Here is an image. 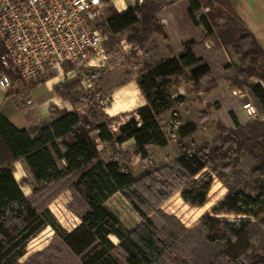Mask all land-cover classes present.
<instances>
[{"label": "trees", "instance_id": "16d2710c", "mask_svg": "<svg viewBox=\"0 0 264 264\" xmlns=\"http://www.w3.org/2000/svg\"><path fill=\"white\" fill-rule=\"evenodd\" d=\"M186 1L192 24L202 26L204 36L214 44L233 48L241 66L234 64L226 69L232 70L234 85L246 91L245 102L254 106L257 118L241 124L233 109L230 110L232 127L225 129L212 144H202L190 153L183 149L174 163L166 167V178L171 181L166 186L170 190L157 197L162 203L173 191H180L185 203L201 207L217 177L228 193L212 208V213L240 218L227 220L206 215L187 233L195 234L194 243L210 257L206 261L197 259L195 264H264V88L261 85L264 52L227 3L213 6L211 0ZM160 8L161 3L156 4L152 14L155 16ZM141 16L138 6L122 13L113 12L105 20L104 31L120 34L141 25L134 30L137 36L144 31L163 36L156 24L145 29L142 20L146 19ZM164 41L168 57L146 65L137 77L147 104L131 112L130 118L117 126V132L109 127L110 118L105 116L92 124L76 111H59L50 122L28 129L17 128L0 114V264H41L35 262L38 252L29 255L23 263L19 259L26 254L27 244L48 226L82 264H157L162 260L168 250L162 233L157 232L162 227L138 204H146L144 196L151 194L147 187L155 185L156 180L151 174L134 177L125 170L116 153L104 161L96 140L106 145L131 141L142 159L148 157L150 145L167 146L168 138L159 117L174 103L184 102L182 95L172 97L166 91L172 77L185 74L188 82L198 85L210 74V67L195 56L193 40L184 42L178 54L165 37ZM252 78L259 81L250 82ZM54 91L61 95L57 85ZM195 130L194 122L187 121L177 128L176 134L181 139ZM244 156L253 163L249 174L239 166ZM16 161L26 165L34 180L30 195H24L21 183L14 177ZM156 173L162 177V169ZM176 178L180 182L176 183ZM65 180H70L74 196L83 203L78 213L79 223L71 231L58 226L48 207H37L35 202L37 195ZM174 180L175 185L171 184ZM116 193L125 197L142 218L130 230L122 228L118 217L106 205Z\"/></svg>", "mask_w": 264, "mask_h": 264}, {"label": "rangeland", "instance_id": "374dc122", "mask_svg": "<svg viewBox=\"0 0 264 264\" xmlns=\"http://www.w3.org/2000/svg\"><path fill=\"white\" fill-rule=\"evenodd\" d=\"M113 1L105 0V9L97 24L98 29L105 38L101 56L98 59L91 58L82 61L77 66H66L62 76L50 81L55 82L52 86V94L58 97V107L60 109L57 110L55 106H52L55 108L54 111H49L51 113L68 109L76 111L92 124L104 120L106 116L111 120L109 125L111 130L117 132V126L127 121L130 118V113L115 117L106 115L105 109L109 105L110 97L109 91L105 90L107 86L105 87L100 82L102 78L106 77L104 70L111 73L105 79L107 83H114L116 80L124 78H137L144 67L149 64V50L152 48V36L155 34H148L144 31L142 35L137 36L134 30L140 29L141 25H135L132 29L120 34H109L104 31L107 16L117 12L113 6ZM164 1L143 0L142 3H137V1L132 3V0H127L130 6H138L141 9V17L148 21L145 20L144 22V19L142 20L145 29L146 26L148 27L152 23L158 27L161 24L164 26V15H162L161 23L160 16L155 17L152 11H147L149 10L148 6L154 8L159 3L163 6L164 3L167 4L171 0ZM151 15L154 16V21L152 18H148ZM202 50L214 51L206 57L214 65L210 74L202 79L198 85H192L188 82V77L185 74L173 76L170 86L166 89L169 94L174 96L182 92L185 99L183 103H174L169 110L159 117L168 138L167 146L150 145L148 147V157L142 159L136 154L131 142L122 145H106L96 140L100 157L104 161H109L116 153L121 158L125 170L130 171L134 177L139 178L144 174H151V177L156 180L155 185L147 187V192L151 194H145L146 204L140 202L138 204L144 213L154 220L157 226L162 227L157 232L162 233V239L168 245L167 252L157 264H184L183 262L195 264L197 259L200 261H206V258L210 259L194 243L193 239L196 240L195 234L187 233L193 231L206 215L227 220L240 218L236 215L212 213V208L222 201L228 193L226 186L217 177H214L208 191L207 200L201 207H194L185 203L180 197V191H173L172 195L162 203H159L157 197L161 192L164 193L170 190L166 186L167 183L171 182L166 178V167L174 163L175 159L182 154L183 149L190 153L202 144H212L215 139L224 134L225 129L232 127L225 125L229 122V109L239 106L242 110L241 104L246 103V91L240 90L234 85V74L231 69L225 67V64H228L227 66L240 65L234 55L233 48L230 45L222 47L210 40V43L202 41V44L195 45L197 53L201 54ZM224 51L226 56L222 60ZM219 59L220 61H218ZM0 71H3V69H0ZM3 73L9 80L10 88L22 93L21 98L25 100L27 108L32 106L27 104V101L32 100V102L35 101L39 104L43 96L48 94L44 81L25 83L11 69ZM255 80L252 78L249 81L255 82ZM55 85L59 87L61 95L54 91ZM33 87H35L33 91L29 92ZM217 87L218 93L210 97L208 94ZM233 90L234 93H232ZM187 121L194 122L196 130L190 136L180 139L176 134L177 128ZM246 122L247 120L240 123L244 124ZM239 166L249 174L253 163L247 156H244ZM22 169L18 163L15 166L13 164V173L18 182L21 183L22 191L26 195H30L32 194L34 180L29 172H23ZM160 169H162V177L156 173ZM20 174H24L25 177L20 179ZM172 178L170 177V179ZM22 180H25V182L23 183ZM177 182H180V179L176 178ZM171 184L175 185V180ZM151 191H155V193ZM45 192L43 195L42 193L37 195L36 206L48 207L58 226L65 231H71L79 223L78 213L83 209V203L79 197L74 196L70 188V180L51 186ZM107 207L118 217L124 230H130L142 222V218L134 207L119 193L113 195L107 201ZM111 239L114 242L117 241L115 237L111 236ZM37 252L40 255L35 257V262L38 260L41 264H82L79 257L61 243L59 235L50 226L42 230L27 244L26 254L19 259V263L25 262L29 255ZM212 259L215 258L211 257ZM27 264H30V262Z\"/></svg>", "mask_w": 264, "mask_h": 264}, {"label": "built area", "instance_id": "2783aa9c", "mask_svg": "<svg viewBox=\"0 0 264 264\" xmlns=\"http://www.w3.org/2000/svg\"><path fill=\"white\" fill-rule=\"evenodd\" d=\"M136 1L143 2L132 0V3ZM105 3V0H0L3 69L0 88H10L3 73L8 69L25 83L47 82L62 76L66 66L98 59L105 38L97 24ZM241 109L248 120L257 118L250 102L241 104Z\"/></svg>", "mask_w": 264, "mask_h": 264}, {"label": "crops", "instance_id": "0c3cea01", "mask_svg": "<svg viewBox=\"0 0 264 264\" xmlns=\"http://www.w3.org/2000/svg\"><path fill=\"white\" fill-rule=\"evenodd\" d=\"M211 1L214 4L213 6H219V4L227 3L236 14V16L242 21L244 26L252 33L254 39L264 52V0ZM113 6L118 13H122L129 7H131L127 0H114ZM187 7L188 4L186 0H171L167 4L164 3V5L161 6L160 11L158 13H155V17L160 16L161 19L162 15L165 16V24L164 26L162 24L160 26L161 32H163V36L162 34L158 33H154L155 35L152 36L153 45L149 50L148 57L150 58V60L148 61V63L153 64L168 57L169 53L164 41V37L168 40L170 47L175 54H178L180 52L182 44L184 42L193 40V52L195 56L198 58H202L209 65L211 72L214 65L210 60H207L206 57L214 51L202 50L201 54L195 51L196 44H202V41L210 43L211 39H207V37L204 36V30L202 26L192 24L187 15ZM148 8L149 10L147 11H152L153 13V9L150 6H148ZM222 56L223 57L221 59L223 60L224 56H226L225 51L223 52ZM218 61H220V59ZM225 65L227 66L228 64ZM104 71L106 72H104L106 77L102 78L100 82L105 87L107 86L105 90L109 91L110 97L109 105L105 109L106 115H108L109 117H115L117 115L131 113L137 108L147 104L144 95L141 93L138 87L137 78H124L121 80H116V82L114 83H107L105 79L111 73H108V70ZM50 81H53V79ZM50 81L45 82L48 94L46 96H43L40 101L41 104H37L34 100V102H32V100H29L30 102L27 104H31L32 106H29L28 108L25 105V100L21 98L22 93H20L18 90L12 88H0V114L7 118L17 128L24 129H28L29 127H36L44 122H50L51 120L55 119L57 117V112L51 113L49 111V107L55 106L57 110H59V99L58 97H56V95L52 94V86L55 82ZM258 81L259 80L256 79L253 83H256ZM35 87H33L29 92L33 91ZM217 89L218 87L215 88V90H212L208 95L210 97L215 95L219 91ZM232 93H234V90ZM179 95L183 96L184 94L180 92ZM171 96L175 97L177 95L174 96L173 94H171ZM230 110H232V108L229 109V112ZM67 111L72 110L68 109ZM233 111L239 122H245V120H248L245 117L243 111L240 110L239 106L237 108H234ZM229 112V122L225 124L227 127L232 126V120L229 116ZM16 163H18L21 168H23V172H29L26 165H24L22 161H16L14 163V166L16 165ZM14 177L18 181L16 176ZM23 177H25L24 174H20L19 178L23 179ZM24 195L26 194L24 193Z\"/></svg>", "mask_w": 264, "mask_h": 264}]
</instances>
